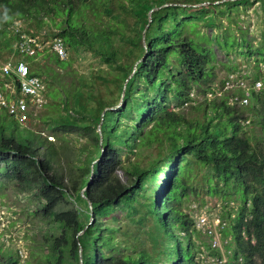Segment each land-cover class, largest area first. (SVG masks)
<instances>
[{"label":"trees","instance_id":"16d2710c","mask_svg":"<svg viewBox=\"0 0 264 264\" xmlns=\"http://www.w3.org/2000/svg\"><path fill=\"white\" fill-rule=\"evenodd\" d=\"M107 1L0 0V66L19 57V19L53 24L67 50L52 52L47 67L25 57L31 75L51 84L50 135L0 107V189L32 202L41 233L33 264H202L197 220L184 207L206 202L202 194L231 207V264H264V77L253 70L228 86L234 78L217 82L216 70L231 52L263 66L264 26L257 43L228 25L213 30L228 14L221 5L258 2L264 14V0H124L129 30L104 16ZM87 59L97 60L95 71L74 67ZM111 85L117 94L103 93ZM118 210L154 220L155 252L114 238L121 228L107 219ZM0 264H21L18 252L0 248Z\"/></svg>","mask_w":264,"mask_h":264},{"label":"rangeland","instance_id":"374dc122","mask_svg":"<svg viewBox=\"0 0 264 264\" xmlns=\"http://www.w3.org/2000/svg\"><path fill=\"white\" fill-rule=\"evenodd\" d=\"M181 1V0H180ZM225 0H219L216 3L220 4ZM103 14L114 23H122L125 29L129 30L135 22L133 16L127 9L124 0H108L103 5ZM222 10H226L228 14H219V19L214 25V31H222L225 26H230L234 33L238 36H246L253 38L252 42L257 43L260 39V31L264 26V14L259 8L258 2L247 4H230L228 6L221 5ZM231 16L230 18L228 17ZM22 27L26 30L36 31V38L39 41L41 49L49 46L54 40L52 32L58 30L50 24L44 27H36L28 25L22 19L17 20ZM236 24V25H234ZM198 25H202L203 30H207L204 26L205 23L198 21ZM53 51L48 49L46 52L37 51L36 61L41 64L52 65L53 63L48 59ZM72 53L71 51L69 52ZM5 57L10 56L9 52H5ZM3 59L1 60V62ZM216 70L219 82L222 78H234L229 82L228 86H235L242 83V75L246 73L251 74L253 70L262 72L264 77V65L256 64L245 65V59L237 53H230L220 63L217 61ZM237 70L233 71L234 66ZM54 67H56L54 65ZM74 67L81 72L88 73V70H96L98 67L97 60L87 59L83 62H75ZM59 69V68H58ZM45 76H42L44 80ZM251 78V77H250ZM45 82V81H44ZM216 82V83H217ZM43 92L39 95V104L30 105V112L28 121L22 125L31 130L42 131L44 135H50L51 132L47 129L50 116L57 114L58 108L52 103L50 97L47 96V90L51 84L47 85L46 82ZM261 82H257L260 85ZM17 89L15 82L12 80L3 84V95L13 98L15 90ZM103 93L117 94L115 86L111 85V91H107L105 87L102 88ZM46 90V92H45ZM49 103V104H48ZM49 139L55 140L53 136ZM118 174L122 176L121 172ZM206 198V202L196 201L195 199H188L184 203V207L191 210L194 218L197 220V232L193 234L196 241V249L198 250V260L202 264H231L235 255L236 245L232 236V229L230 226L229 210L230 206H226L222 199L210 197L209 195L202 194ZM32 202L29 198L22 193H18L13 187L7 186L0 189V248L4 253L18 252L21 264H33L36 261V255L33 256V251L41 239L39 231L40 221L31 216L29 211L32 210ZM119 215L117 220L112 218L107 219V223L111 225L120 226V230L113 232L116 240L123 242V244L133 245L136 241L138 249L145 247L152 252H155L156 245L153 242L152 232H155L153 221L147 219L145 223H139L138 220L143 212L127 215L125 210L117 211ZM235 214V213H233ZM152 228V229H151ZM140 238L144 241V245L140 244L137 239ZM161 245L158 247L160 248ZM213 252H217L214 254ZM29 262V263H28Z\"/></svg>","mask_w":264,"mask_h":264},{"label":"built area","instance_id":"2783aa9c","mask_svg":"<svg viewBox=\"0 0 264 264\" xmlns=\"http://www.w3.org/2000/svg\"><path fill=\"white\" fill-rule=\"evenodd\" d=\"M19 32V57L15 62L7 61L0 66V107L6 108V110L17 118L19 122L25 123L28 121L30 112V105L39 104V95L45 88V82L42 78L31 75V65L25 59L27 56L37 55V51H43L36 38V31L34 34H29L26 29L21 25L16 28ZM49 49L56 53L60 58L67 56L66 45L61 38L55 37V40L49 45ZM12 80L17 89L15 90V96L10 98L3 95V84ZM244 102L248 99L244 98Z\"/></svg>","mask_w":264,"mask_h":264},{"label":"water","instance_id":"95a60500","mask_svg":"<svg viewBox=\"0 0 264 264\" xmlns=\"http://www.w3.org/2000/svg\"><path fill=\"white\" fill-rule=\"evenodd\" d=\"M147 26H148V25H147ZM143 41L145 42V30H144ZM142 59H143V58H142ZM142 59H140V60H138V61L136 62V64H135V68H134V71L136 70L137 64H138L140 61H142ZM124 91H125V87H124V89H123L122 96H121V101H120L119 105H121V103H122V101H123ZM105 111H106V109H105ZM103 114H104V113H103ZM99 131H101V124L99 125ZM101 141H102V137H101ZM91 183H92V179H91L89 185H88L85 189L89 188V186H90ZM90 206L92 207V203H91V202H90ZM92 222H94V217H93V216H92V218H91V222H90V223H92ZM81 232H82V231H81ZM81 232H80V233H81ZM81 254H82V247L80 248V255H81Z\"/></svg>","mask_w":264,"mask_h":264},{"label":"clouds","instance_id":"9594fccd","mask_svg":"<svg viewBox=\"0 0 264 264\" xmlns=\"http://www.w3.org/2000/svg\"><path fill=\"white\" fill-rule=\"evenodd\" d=\"M3 19H4V20H8V19H10V17L8 16V12H7V10L4 11Z\"/></svg>","mask_w":264,"mask_h":264}]
</instances>
